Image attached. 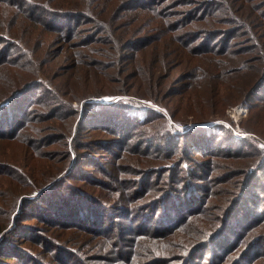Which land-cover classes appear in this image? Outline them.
<instances>
[{"label": "trees", "instance_id": "trees-1", "mask_svg": "<svg viewBox=\"0 0 264 264\" xmlns=\"http://www.w3.org/2000/svg\"><path fill=\"white\" fill-rule=\"evenodd\" d=\"M13 1L21 2L29 9L26 14L20 8L14 9L12 4H4L0 11V141L22 142L21 138L26 133L23 130L27 129L38 113L34 108L36 104L52 113L50 118L41 121L52 119L60 112L69 116L74 114L65 113L63 100L54 98L56 92L60 91H50L52 88L45 80V68H32L34 62H38V66L40 64L38 54L17 39L16 28L21 23L19 18H14L17 12L20 16L22 13L30 23L40 25L44 31L57 33L64 38L71 36L69 30L76 20L92 23V29L96 31L93 36L100 37L98 34L105 33L110 49L117 54L120 52V61H112L117 66L126 62V53L131 48L147 47L162 41L170 33L187 36L189 40L185 46H181L184 52L179 50L180 57L186 60L189 54L192 61L194 58L203 59L202 64L177 61L176 66L184 68L180 78L176 80L175 77L170 82L171 73L165 77L158 74L165 69V63L160 64L159 61L156 65L135 71L127 78L146 88L134 90V97L160 103L176 101V108L170 112L172 116L185 114L196 123H211L186 132H173L165 130L169 128L164 122L161 128L165 130L163 134H147L142 131L146 127L144 125L161 115L138 108L132 100H112L105 104L98 101L105 94H90L86 101L93 102L83 104L82 117L76 124L75 133L78 135L82 129H93L86 135L102 134L103 137L76 144L75 135L65 157L56 160L60 164L70 160V166L49 176L32 192H21L19 195L16 192L2 206L0 264L97 263V260H82L83 252L79 248L56 242L46 235V232L58 227L79 228L82 235H90L93 240L105 234V230L108 237L116 229L120 235L117 239L124 243L128 238L133 241L139 235L167 243L171 241V235L195 225L198 226L197 233L190 236L193 240L184 247L175 248L180 252L173 255L172 259L169 257L170 260L156 256L153 248L139 245L136 253L138 255L144 250L143 255L146 251V259L137 256L136 260L126 252V260L115 259L112 263L264 264V147H259L251 138L236 139L222 125L215 124L214 120L209 121L210 117L220 118L225 107L230 104L240 103L253 110L260 107L256 105L264 104V0ZM8 6L14 10L8 12ZM132 11L137 16L148 12L165 19L164 26L146 30V33L145 28L136 30L135 34L128 32L129 29L121 25L123 22L120 19ZM39 16L49 19L45 22ZM152 32H157L156 36L149 40L146 35ZM241 36L249 44L237 52L244 55L239 58L227 48L231 38ZM27 37L30 41V37ZM216 37H226L220 39V49L210 46ZM84 43L76 44L75 47H82ZM135 43L139 46H133ZM13 50L18 52L9 57ZM22 60L24 62L18 64ZM183 75L185 78H181ZM39 89L43 92H38ZM164 90H167L166 94ZM128 91L122 92L126 96L131 93ZM224 95H231L232 101L224 98ZM28 111L32 116H28ZM72 111L77 112L76 117L79 116L77 109L73 108ZM137 115H141L142 120ZM141 126L143 128L140 129ZM241 129L264 141V119L255 120L252 125L242 123ZM146 136L150 137V144L147 145L143 142L147 140ZM65 137L62 133L49 134L40 146L49 139L62 140ZM128 142L134 147L130 151L144 158L140 162L126 161L130 172H125V184L110 175L119 165L118 162L112 163L110 168H100L99 175H105V178H94L84 170L86 165L96 163L97 168L100 166L98 151L103 150L117 157L120 155L116 154L115 149L125 151ZM38 143L35 141V146ZM151 150L159 151L161 156L153 154ZM27 158L33 161L35 155L30 152ZM220 159L222 162H219ZM7 167L0 162V169ZM215 170L221 171L218 176L212 175ZM83 171L82 183L89 182L98 188L84 191L82 186L75 189L69 184L68 180L73 178L75 172L78 175ZM164 174L167 175L164 181L159 180L160 184L150 188V179ZM207 181L226 184L216 204L209 201V196L213 194L210 188H205L204 183ZM95 189L111 194L102 198ZM146 195L148 198L144 199ZM209 207H216L215 214L206 222H198ZM111 216L128 218L135 224L127 226L119 224V221L113 223L109 220ZM29 218L35 219L38 225L23 222ZM128 232L134 233L135 237L125 238ZM18 239H29L32 245L43 247L45 253H50L49 258L40 256L27 246L21 247ZM173 245L177 247L176 243ZM211 246L214 251L209 253L208 258L211 260L207 263L198 260L199 253ZM62 254L65 256L61 257Z\"/></svg>", "mask_w": 264, "mask_h": 264}, {"label": "rangeland", "instance_id": "rangeland-1", "mask_svg": "<svg viewBox=\"0 0 264 264\" xmlns=\"http://www.w3.org/2000/svg\"><path fill=\"white\" fill-rule=\"evenodd\" d=\"M4 4H12L14 9L20 8L22 12H25L26 14L28 13L29 8L19 1L3 0L0 3V11L2 10V6H5ZM14 9L8 6L6 10L10 12ZM124 16V18L120 19V22H123L121 25L126 27V29H129L128 32H132L133 34L137 32L136 30L139 31L141 28H145L146 33V30H152L164 26L163 21L165 19H159L154 15L148 14V12H142L139 16H137L132 11L125 13ZM14 18H19L21 20L20 25L16 28L17 39L21 42H24L30 51L36 52V54H38L37 58L40 64L38 66V62H34L32 68L35 67V69L38 68L39 70H42V66L43 69L45 68V80L48 82L47 84L49 88H52L50 91H60V93L56 92L54 98H61L63 100L64 104L62 103V108H65V111H67H64L65 113L69 114V112H73L74 114L69 116L64 115L63 112H60L55 114V117L52 119L41 121L43 118H50L52 113H50L48 109L42 107V105L36 104L34 105V108L38 113L33 118V122L30 121L27 129L23 130V132L26 131V133L21 138L22 142L18 143L12 141H0V162L8 165L7 168L0 169V209L13 198L16 192L17 195H19L21 192H32L36 186L41 184L49 176L61 171L66 166H70V160H65L63 163L64 165L60 164L59 161L56 160H60L61 158L65 157V152L70 149L69 146L71 140L75 135L76 144H82V142H85L89 139L103 137L102 134L86 135L88 132H93V129H90L89 131L82 129L78 135L75 133L77 130L76 124H79L81 120L80 117H82L83 104L93 102L86 101V98L90 96V94H105V96H101V98L98 99L99 102L105 104L112 100H119L118 102L122 100H132L136 103L138 108L145 109V111L147 109L156 115H161L162 117L153 119L150 123L144 125L146 127L142 131L147 134L156 132L160 133L161 135L165 132V130H171L173 132H186L197 126L204 127L211 123H196L192 117L185 114L172 116L170 112L176 108V101L173 103H160L147 98H141L139 96L134 97V90L143 87L137 85L134 80H129L127 78L128 76L134 74L135 71H139L148 65H156L159 61L160 64L165 63V69L160 70L158 74L162 75V77H165L168 73H171V77L168 79V82H170L175 77H177L176 80H178L180 78V72L184 68L181 66H176L177 61H186L190 64H195V62L202 64L203 59L194 58L193 62L189 57V54L187 55L186 60L180 57L179 50L184 52L183 49H181V46L186 45L187 41L189 40L187 36L176 35L177 33H170L165 35L162 41L151 43L152 45L147 47H142L135 43L133 46L139 47L136 49H129V51L126 53V62L117 66L113 64L112 61H120V52L117 54L110 49L105 33L98 34L100 37L93 36L96 31L92 29V23L88 21L76 20V22H73L71 24V29L69 30V32H71V36L64 38L62 35H58L57 33H49L44 31L41 29L40 25L30 23L29 20L24 15H22V13L21 16L19 15V12L15 13ZM40 18L45 22H47L49 19L45 17ZM125 23L127 25H124ZM156 33L157 32L147 33L146 36H149V40H152L154 36H156ZM158 33L162 32L158 31ZM27 35L30 37V41ZM138 35H141V33ZM93 38H95V40ZM222 38L225 39L226 37H216L211 42L210 46L216 49L222 48ZM244 38L245 37L243 36L231 38L227 51L234 52L233 55L239 58L244 56L237 53L238 51L242 50V48L247 46V44H249ZM81 42H85V45L82 47H75L76 44H80ZM194 44L196 43H193L192 45ZM17 52V50L11 51L9 57L16 54ZM22 62L24 61H19L18 64ZM123 70H125V73L121 75ZM125 74L127 76H125ZM181 78H185V75H183ZM175 81H173V83ZM145 89L146 88H143V90ZM41 90L42 89H39L38 92H41ZM128 90H130L131 93ZM122 91H128L130 94L125 96ZM163 93L166 94L167 90H164ZM223 97L229 99L230 101L233 99L231 95H224ZM263 105L264 104L256 105L260 107H256L253 110L240 103L230 104L225 107L220 118L210 117L209 121L214 120L215 124L222 125L225 129L230 131L231 136L236 139L251 138L255 140L259 147H264V141L259 140L254 134L245 133L241 129L242 123L244 125H252L255 120L264 119ZM73 108L79 111L78 117H76L77 112L75 113L72 111ZM237 108H239V110L242 109L244 112L239 114L237 113L235 117L234 113ZM28 116H32V113L29 111ZM137 117L142 120L141 115H137ZM164 122L167 124L169 129L161 130L162 124ZM141 128H143V126H141L140 129ZM58 133H62L66 137L62 140L49 139L44 145L40 146L41 142L48 138L49 134ZM240 135L244 137H240ZM147 136L145 137L147 140L143 139L146 140L143 141L146 145L148 143L150 144V137ZM35 141L39 142L37 146L34 144ZM250 144L251 143L248 144L249 148H251ZM131 145L132 143L128 142L125 151L115 149L116 154L120 155L117 157L112 156V154L108 155L103 150L98 151L100 156L97 160L99 161L100 166L97 168V166H95L96 163L94 165H86L84 170L90 173V175L92 174L94 178L97 176L100 178H105V175H99L100 168H110L112 163L118 162L119 165L115 168L114 172L110 173V175L116 176L122 181V183H124L126 178L125 172H130L129 167H127L129 164H127L126 161L131 162L135 160L140 162L144 158L141 154L132 153L130 148L134 149V147H131ZM141 148H143V146ZM179 148L180 147H178V149ZM89 150L91 151V145ZM30 152L35 155V159L33 161H29L27 158ZM151 152L155 155L161 156L159 151L151 150ZM52 154V158L54 159L50 158V155ZM219 162H222V159H220ZM71 164L73 166L74 162ZM133 164H136V162ZM191 166L193 167L194 165ZM85 171L80 172L78 175L77 172H75L73 174V178L68 180L69 184L75 187V189H80L77 187L82 186L84 191H86L85 189L92 190L93 188H98L97 186H92L89 182L85 184L82 183L84 181L81 179V176L85 174ZM220 172L221 171L219 170H215L213 171L212 175L218 176ZM166 176V174L163 176L159 175L157 177L153 176L150 179V188L154 187L156 184H160L158 183L159 180H163ZM230 180H233V178ZM204 184L205 188H210L213 194L212 197L209 196V201L211 204H216L217 198L218 196L221 197L222 193L224 192L223 186L226 184H214V182L209 181ZM95 190L96 193H98L102 198L111 194L105 193V190ZM145 198H148V195H146L144 199ZM215 208L216 207L210 209L209 207V209L206 211V214L203 215L206 217L201 216L198 219V222H206L209 217H212V214H215ZM114 216L109 218V220H111L113 223L119 221V224H126L127 226L135 224L128 218H114ZM34 220L35 219L29 218L23 220V222L32 226L38 225L35 224ZM197 228L198 226L195 225L184 230L183 232L180 231L179 233H175L169 237V240L171 241H168L167 243H163V240L161 239H148L145 235H139L135 237L134 233L132 232H128V235H125V238L131 236L135 237L133 241H129L128 238L127 241H125L126 243H124V241H121V239H117L120 235L116 229H114L113 233L109 234L108 237L105 235V230V234L100 235V237H95L94 240L90 235H82L79 228L63 229L58 227L52 229L51 232H46V235L50 236L56 242H61L76 249L79 248L83 252L82 260H85L86 258V260H97V263L95 264H113L112 262L115 259H118L119 261L126 260V252L129 253L130 257H135L136 260H138L137 256H143V260L146 259L147 256H144L146 251L143 255H141L144 250L142 252H138L137 255L136 252L139 251V245L147 249L153 248L156 256H162L165 257L164 260H170V258H173V255L180 252L179 250H175V248L184 247L193 240L190 239V236H192L194 233H197ZM126 232H124V234H126ZM18 240L21 247L27 246L31 250L37 251L40 256L45 255L47 259L49 258L50 253H45L44 249H42L43 247L41 248V246L32 245L29 239ZM117 242L119 243V246H117ZM121 242H123V245H121ZM147 243H150L151 245ZM173 243H176L177 247H175ZM211 251H213L212 246L208 247L206 250H202L199 253L198 260H202L203 262L207 263L209 260H211L208 258ZM63 256L65 255L62 254L61 257ZM222 259L223 258L220 260ZM71 262L72 261H69V263ZM116 264L120 263L117 261Z\"/></svg>", "mask_w": 264, "mask_h": 264}, {"label": "bare ground", "instance_id": "bare-ground-1", "mask_svg": "<svg viewBox=\"0 0 264 264\" xmlns=\"http://www.w3.org/2000/svg\"><path fill=\"white\" fill-rule=\"evenodd\" d=\"M242 112H244L242 109L239 110V108H237V109L235 110V113H234L235 117H236L237 113L239 114V113H242Z\"/></svg>", "mask_w": 264, "mask_h": 264}, {"label": "water", "instance_id": "water-1", "mask_svg": "<svg viewBox=\"0 0 264 264\" xmlns=\"http://www.w3.org/2000/svg\"><path fill=\"white\" fill-rule=\"evenodd\" d=\"M209 125H210V124H209ZM240 137H244V136H241V135H240Z\"/></svg>", "mask_w": 264, "mask_h": 264}]
</instances>
